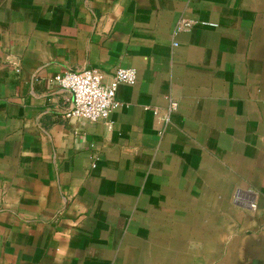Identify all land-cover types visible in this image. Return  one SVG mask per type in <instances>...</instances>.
Here are the masks:
<instances>
[{"label": "crops", "instance_id": "crops-1", "mask_svg": "<svg viewBox=\"0 0 264 264\" xmlns=\"http://www.w3.org/2000/svg\"><path fill=\"white\" fill-rule=\"evenodd\" d=\"M0 264H264V0H0Z\"/></svg>", "mask_w": 264, "mask_h": 264}, {"label": "built area", "instance_id": "built-area-1", "mask_svg": "<svg viewBox=\"0 0 264 264\" xmlns=\"http://www.w3.org/2000/svg\"><path fill=\"white\" fill-rule=\"evenodd\" d=\"M197 21L181 19L175 27V32L191 29ZM201 24L216 26L215 23L201 21ZM137 78L136 70L132 67H118L112 73L109 82L102 80V74L95 68L67 69L54 75L55 83L72 95V105L67 111V116L85 118L88 121L106 119L109 113L120 105L116 98L117 86L120 83L132 85ZM177 108L175 101H170L165 119ZM248 206L255 209V204L250 201Z\"/></svg>", "mask_w": 264, "mask_h": 264}]
</instances>
